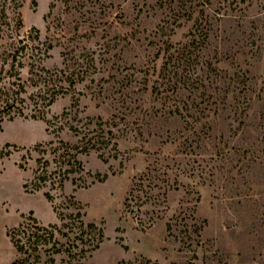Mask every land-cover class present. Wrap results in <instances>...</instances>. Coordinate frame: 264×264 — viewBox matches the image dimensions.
I'll return each instance as SVG.
<instances>
[{"label": "rangeland", "instance_id": "obj_1", "mask_svg": "<svg viewBox=\"0 0 264 264\" xmlns=\"http://www.w3.org/2000/svg\"><path fill=\"white\" fill-rule=\"evenodd\" d=\"M174 5L24 0L22 32L35 27L52 43L45 68L91 55L96 69L42 117L30 116L40 100L27 83L24 116L0 123V149L9 151L0 157V264H264V0ZM65 108L74 124H106L114 137L79 153L83 182L67 180L48 200V187L29 183L43 154L32 148L77 141L46 120ZM88 172L108 176L91 182ZM76 211L96 225L93 244L102 233L97 247L73 244L61 226ZM32 217L58 225V252L53 239L29 245ZM21 223L19 253L7 232Z\"/></svg>", "mask_w": 264, "mask_h": 264}, {"label": "trees", "instance_id": "obj_2", "mask_svg": "<svg viewBox=\"0 0 264 264\" xmlns=\"http://www.w3.org/2000/svg\"><path fill=\"white\" fill-rule=\"evenodd\" d=\"M179 9L180 5L185 4L186 0H171ZM24 0H0V39L1 44V68H0V123L6 119H13L16 116H24V103L26 97L23 96L27 92L26 84L36 88V96L40 100L36 102L35 110L30 116L32 118L42 117L45 107L50 105L55 98L69 92L70 89L75 87L78 81L84 80L91 68L96 69L94 57L90 55L89 61L84 58L79 59H63V67L55 69H47L43 66V60L49 55V50L52 48L51 42H44L40 39L39 31L35 27L31 31L22 32L23 21L20 13V8ZM54 1L51 2L48 15L52 13ZM201 31L203 29L201 28ZM206 36V32H204ZM68 53V51L66 52ZM88 62V63H87ZM90 64V65H89ZM9 66L7 70V77L3 75L5 66ZM28 67L29 76L23 79L20 75V70ZM52 120L46 119L51 126V131L58 133L65 127L78 136L76 142H70L59 138L56 141L50 140L44 144L38 143L32 149L43 153L41 156L36 157L37 167L33 170V176L29 183L33 189H40L48 187L44 191V196L48 200L54 198L51 189L62 190L67 180L71 183L80 186L79 182H83V177L80 174L84 168L82 162L78 158L79 153H89L92 150H101L107 146L114 137L111 128L102 127L99 123L98 129H91L88 122L81 125L72 122L73 117L67 112L66 108L60 115H54ZM108 124V123H107ZM8 145V144H5ZM49 147L48 149L46 147ZM44 153L51 154L50 158L44 156ZM9 151L0 149V157L8 155ZM103 156V152L99 153ZM78 174V176H75ZM93 177L94 181H103L108 175L100 173H87ZM27 186V185H26ZM73 196H69V200ZM32 214V213H31ZM70 221L62 222L61 226H65L73 234V244L75 241L87 243L90 247L95 248L99 243V239L103 236L98 231V239L96 240L93 235V230L96 229L94 223H84L81 219V213L76 211L74 215L68 213ZM64 215L61 212L60 219L64 220ZM33 230L27 234V242L37 251L40 244L46 243L48 240L53 239L52 247L54 252L59 249L54 247L56 245V238L54 230L60 229L56 224H48V226H41L37 223V219L32 217ZM26 227L22 223L18 227H14L7 232L11 241L14 243L17 252L23 251V243L20 244L22 234H25ZM87 234L89 236H84ZM95 234V233H94ZM78 245V244H77ZM82 247L80 251H84ZM79 251V252H80ZM38 256L40 255L37 253ZM74 255V253H70ZM52 260V259H50ZM11 264H18V259L14 260Z\"/></svg>", "mask_w": 264, "mask_h": 264}]
</instances>
